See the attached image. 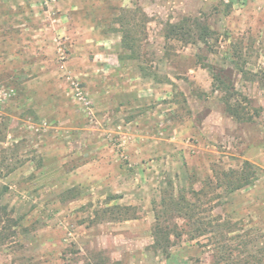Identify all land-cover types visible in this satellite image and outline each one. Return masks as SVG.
Masks as SVG:
<instances>
[{"label": "rangeland", "instance_id": "1", "mask_svg": "<svg viewBox=\"0 0 264 264\" xmlns=\"http://www.w3.org/2000/svg\"><path fill=\"white\" fill-rule=\"evenodd\" d=\"M184 18L214 38L168 39ZM0 86V264H264V0H0Z\"/></svg>", "mask_w": 264, "mask_h": 264}, {"label": "trees", "instance_id": "2", "mask_svg": "<svg viewBox=\"0 0 264 264\" xmlns=\"http://www.w3.org/2000/svg\"><path fill=\"white\" fill-rule=\"evenodd\" d=\"M215 33L211 30V28L201 23L199 20L195 18H184L179 23H175L170 25L168 31V39L174 38L177 39L185 44H197L199 42L207 44L208 40L214 38ZM128 36L124 37V45L127 44L130 49H133L131 45L128 43ZM218 82L222 85V87L218 88H225L227 91L226 98H225V105L227 108L228 113L236 118L238 121L246 120V114L244 113V109L240 104H232L231 100L233 99L234 95L230 91L229 87H226L225 83L221 81V79H217ZM248 120V118H247ZM255 180V174L251 171L249 163H246V168H242L239 170H230L225 172L221 175V178L218 177V186L220 188L226 187L230 188L231 191L240 190L244 187L251 186ZM211 184V183H210ZM228 186V187H227ZM193 196H195L196 201H188L185 196H182L181 199H173L171 201L172 208L179 214L180 217H183L185 221H187L192 225H203L205 221L201 218H198L197 209L203 201V197L207 196V192L205 187L200 189L199 191L194 190ZM118 208V206L114 207ZM185 211V212H183ZM123 218V217H122ZM129 218L124 217L122 220H128ZM160 220L158 227L155 231V241L152 245V249L159 250L161 249V241L165 243L163 246V252L167 258L171 256L170 246L172 236L176 238H181L182 233L178 232L177 230L171 229L168 226L161 225V218L158 217V221ZM209 226H212V222L209 221L207 223ZM221 229V226L219 227ZM209 229H201L200 227L194 228V233L190 234L191 239H196L198 237L204 236L207 234ZM222 234V233H217ZM235 264H241L240 262Z\"/></svg>", "mask_w": 264, "mask_h": 264}, {"label": "built area", "instance_id": "3", "mask_svg": "<svg viewBox=\"0 0 264 264\" xmlns=\"http://www.w3.org/2000/svg\"><path fill=\"white\" fill-rule=\"evenodd\" d=\"M11 89L0 86V107L5 105L13 97Z\"/></svg>", "mask_w": 264, "mask_h": 264}]
</instances>
